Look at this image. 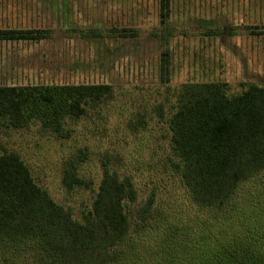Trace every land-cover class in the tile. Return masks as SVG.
I'll list each match as a JSON object with an SVG mask.
<instances>
[{"label":"trees","instance_id":"obj_1","mask_svg":"<svg viewBox=\"0 0 264 264\" xmlns=\"http://www.w3.org/2000/svg\"><path fill=\"white\" fill-rule=\"evenodd\" d=\"M171 1L160 0L163 20ZM33 37L0 30V40ZM170 62L165 51V83ZM114 98L110 84L0 85V134L40 123L69 139L65 125L97 117ZM169 128L171 169L197 211L188 222L156 208L155 190L141 198L134 178L108 162L91 207L75 217L0 143V264H264V84L231 95L225 82L186 83ZM79 153L64 171L70 192L93 185L80 175L87 155Z\"/></svg>","mask_w":264,"mask_h":264},{"label":"rangeland","instance_id":"obj_2","mask_svg":"<svg viewBox=\"0 0 264 264\" xmlns=\"http://www.w3.org/2000/svg\"><path fill=\"white\" fill-rule=\"evenodd\" d=\"M166 14L160 0H0V30L34 36L0 40V85L114 88L113 103L97 117L65 125L69 139L40 123L0 134V143L19 153L37 183L75 217L91 207L108 162L134 178L141 198L155 190L156 208L193 219L197 211L170 162L177 91L190 82H225L238 95L264 84V0H172L163 20ZM165 51L169 83L161 80ZM80 150L87 155L80 175L93 185L70 192L64 171Z\"/></svg>","mask_w":264,"mask_h":264}]
</instances>
